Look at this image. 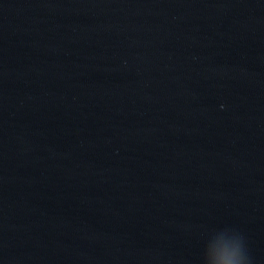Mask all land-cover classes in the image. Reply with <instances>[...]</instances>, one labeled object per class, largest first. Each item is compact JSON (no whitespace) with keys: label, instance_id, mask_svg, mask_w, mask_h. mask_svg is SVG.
<instances>
[{"label":"water","instance_id":"95a60500","mask_svg":"<svg viewBox=\"0 0 264 264\" xmlns=\"http://www.w3.org/2000/svg\"><path fill=\"white\" fill-rule=\"evenodd\" d=\"M264 264V0H0V264Z\"/></svg>","mask_w":264,"mask_h":264},{"label":"clouds","instance_id":"9594fccd","mask_svg":"<svg viewBox=\"0 0 264 264\" xmlns=\"http://www.w3.org/2000/svg\"><path fill=\"white\" fill-rule=\"evenodd\" d=\"M202 264H251L244 236L230 226L210 231L203 243Z\"/></svg>","mask_w":264,"mask_h":264}]
</instances>
